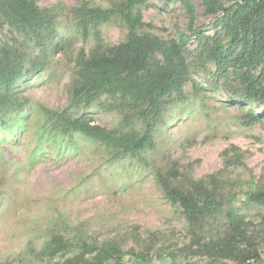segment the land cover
<instances>
[{"label": "rangeland", "instance_id": "obj_1", "mask_svg": "<svg viewBox=\"0 0 264 264\" xmlns=\"http://www.w3.org/2000/svg\"><path fill=\"white\" fill-rule=\"evenodd\" d=\"M79 1L37 0L41 7L57 8L65 50L51 57L45 71L17 85L19 98L29 103L0 128V264H63L78 254L81 240L116 244L126 253L124 264H135L130 250L149 251L148 264H219L208 256L193 255L197 246L191 243L181 208L165 199L157 185L156 167L166 169L172 163L194 179L222 171L219 180L237 183L234 191L244 203L239 214L248 223L246 234L257 242L260 264H264V206L247 204L244 194L264 186V104L234 102L214 79L213 63L200 65L195 60L197 40L188 30V16L179 2L146 0L140 6L147 31L163 39L190 34L187 47L193 80L184 87L186 99L171 102L157 121L154 149L141 153L147 164L132 157L109 162L104 146L77 134L60 135L40 113L41 106L60 112L68 105L71 59L83 45L69 8ZM86 1L92 6L109 5L108 0ZM234 1L225 0L226 4ZM192 3L193 27L215 33V19L205 14L204 0ZM99 30L108 45L122 42L126 33L115 22L102 24ZM89 45L90 41L85 47ZM83 112L93 124L108 129L121 125L119 114L97 104L77 115ZM247 113L257 114L260 120L244 126ZM237 154L241 164L227 167L228 158ZM56 235L72 246L50 257L47 248ZM216 239L207 235L205 241L209 245ZM155 247L178 256L158 257Z\"/></svg>", "mask_w": 264, "mask_h": 264}, {"label": "trees", "instance_id": "obj_2", "mask_svg": "<svg viewBox=\"0 0 264 264\" xmlns=\"http://www.w3.org/2000/svg\"><path fill=\"white\" fill-rule=\"evenodd\" d=\"M167 1L183 6L188 30L197 40L195 60L200 65L213 63L212 75L230 98L240 105L264 104V0L227 4L225 0H204L205 14L215 19V33L211 35L193 27L192 0ZM145 2L108 0L109 5L101 7L80 0L69 8L83 45L71 59L68 105L60 112L40 107L51 128L60 135L77 134L104 146L110 154L109 162L132 157L147 164L141 153L154 149L157 121L171 102L186 99L184 87L193 81L187 47L190 34L178 33L176 38L163 39L147 31L140 9ZM58 21L54 6L41 7L37 0H0V128L29 103L19 98L17 85L45 71L51 57L65 50ZM111 22L126 31L124 40L116 45L106 44L99 30L102 24ZM94 104L119 114L121 125L108 129L93 124L85 112L77 115V111H87ZM244 120L243 125L249 127L260 118L247 113ZM240 158L238 154L229 157L226 166L241 164ZM221 174L219 171L194 179L172 163L166 169L156 167L154 178L164 198L181 208L191 243L197 246L190 249L193 255L208 256L219 260V264H260L257 242L246 234L248 223L239 214V206L244 203L238 199L239 192L234 191L237 183L219 180ZM244 194L247 204L264 206V186H254ZM207 235L217 238L209 241L211 246L205 241ZM79 244L78 254L63 264H124L126 253L116 244L97 245L86 240ZM70 246L63 236H53L47 254L53 257L69 251ZM162 251L155 247L158 257L178 256L174 251ZM129 252L135 264H148L152 259L147 250Z\"/></svg>", "mask_w": 264, "mask_h": 264}]
</instances>
